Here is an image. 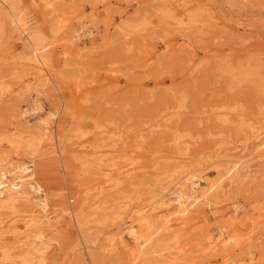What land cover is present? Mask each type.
<instances>
[{
    "label": "rangeland",
    "instance_id": "374dc122",
    "mask_svg": "<svg viewBox=\"0 0 264 264\" xmlns=\"http://www.w3.org/2000/svg\"><path fill=\"white\" fill-rule=\"evenodd\" d=\"M9 1L51 43L48 81L33 75L25 37L0 8V158L9 155L7 167L32 162L56 211L58 229L44 225L47 240L37 245L43 264H264V148L256 149L264 138V0ZM75 31L84 34L71 44ZM36 91L43 110L24 119ZM33 132L42 139L29 154L21 146ZM75 141L83 152L73 151ZM189 167L202 189L214 190L183 225L167 226L165 211L151 217L144 251H158L134 259L142 246L116 236L115 214L156 205L150 198ZM118 169L126 173L99 194L100 179ZM83 191L99 196L81 236L64 209H77ZM17 205L0 220L28 214L30 205ZM220 231L232 239L214 245ZM21 244L8 234L0 264L30 258Z\"/></svg>",
    "mask_w": 264,
    "mask_h": 264
},
{
    "label": "bare ground",
    "instance_id": "6f19581e",
    "mask_svg": "<svg viewBox=\"0 0 264 264\" xmlns=\"http://www.w3.org/2000/svg\"><path fill=\"white\" fill-rule=\"evenodd\" d=\"M0 8L7 10L5 13L9 19V24L14 25V29H16V31H20L25 37L26 47L31 55L29 61L33 66L32 68L35 70L33 75L41 74V77H45L46 80H53L54 75L50 67L49 57L45 54L46 49L49 48L51 43L47 42L40 34L36 33L37 35H34V32L30 31L28 22H23L21 20L20 15L16 14L17 8L9 0H0ZM4 29V22H0V36L3 35ZM74 33L75 34L70 38L71 44L72 42L78 41L84 34H81L78 31H75ZM89 34L92 35L93 32H89ZM34 94L35 96H33V99L27 104L26 109L21 113V116L24 119H27L28 116H32L43 110L42 93L36 91ZM51 117L52 116L50 115L44 120H40L38 126H36L38 127L37 130L40 131L44 125H47L50 122L49 120ZM32 135H34V132ZM41 139L42 136L37 138L36 135H34L29 139L24 140L23 146L19 145L17 147H27V149H25L27 151L25 152L32 154L37 152ZM11 142L20 144L22 143V140ZM71 146H73L74 152L81 153L83 152L81 148L85 147V144L83 141H75L71 144ZM18 148L15 150V153H17V155H21ZM262 148H264V138L256 144V149L262 150ZM54 151L56 152L53 148V152ZM8 156L9 155L0 158V211H11L17 213L19 212L17 204L21 202L25 205H30V210L28 214L22 216V218L13 217L11 221L7 222L0 220V245L4 242L7 235L11 234L13 237L18 238V242L22 243L20 247L25 249L30 257L22 258V264L27 262L29 264H34L33 261L35 260H38V264H43L40 259L41 254L45 251V247L39 249L37 245H44L47 240L46 232L43 228L44 225L49 223L54 226V228L56 227V230L58 229L57 224L59 221L54 222V224L51 223L52 219H58L56 218V211L50 205L48 199L44 197V189L39 181L34 177L35 172L32 168V162L16 159V161L8 163L10 165L7 167V165H4L3 162L7 160ZM263 156L264 152H260L258 157L261 158ZM105 161L107 160H103V163ZM205 163L206 162L204 160H200L194 167H202ZM191 167L183 168V170L188 169L185 174H180L182 171L178 172L179 175L175 177L176 180L175 183H173L172 188H162L157 194L150 198L149 203H156V205L150 208L145 207L139 209H124L121 207L120 211L115 214L116 216L112 220L113 223H111L110 226L120 224L116 236L122 241V239L128 235L132 242L142 246L138 250V253L134 255V259L141 258L144 254L150 255L151 253L158 251L156 246L150 248L148 251H144V248L151 243L150 236L147 237L144 231L147 228L153 227L155 224L151 217L157 216L160 212L164 213L165 211L167 226H172L171 224L173 223L183 225L189 219L190 214L194 211L195 207L202 201L207 200V193L214 190L216 186L215 183H213L206 190L202 189L201 178L193 173L194 169ZM236 170L237 165L230 166L229 168H226V174L228 176L233 175ZM119 171L121 170L118 169L113 170V172H106L98 183L99 194L114 187L112 183L116 180V178L119 175L126 173ZM81 178V174L76 173L74 180L77 181V183L74 185V188L81 186ZM83 194L84 196H82V199L81 197L79 198V206L77 209H64V212H67L73 218V226H76L77 231L81 236L83 234L82 231L84 222L87 223L86 218L91 219L94 214H98L96 211L97 209H88L92 207V205H89L90 203L93 202V205L98 204L95 200L99 196V194H96V196L92 199L90 194H87L86 191H83ZM149 203H147V206H149ZM233 207L234 211L232 214H236V212L241 209L237 203H234ZM228 214L231 215V211H229ZM228 214L226 216H229ZM107 222H109L108 218H105L104 223ZM6 223L11 224V226L7 227ZM231 239V236L225 235L222 231H220V234L213 240V244H227ZM91 244L96 245V242L91 241ZM9 250H11V247Z\"/></svg>",
    "mask_w": 264,
    "mask_h": 264
}]
</instances>
